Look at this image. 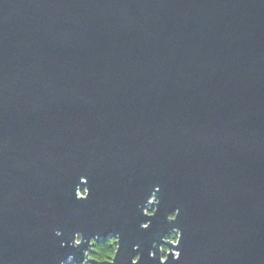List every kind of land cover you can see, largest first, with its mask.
<instances>
[{
    "label": "water",
    "instance_id": "95a60500",
    "mask_svg": "<svg viewBox=\"0 0 264 264\" xmlns=\"http://www.w3.org/2000/svg\"><path fill=\"white\" fill-rule=\"evenodd\" d=\"M108 237L264 264V0H0V264Z\"/></svg>",
    "mask_w": 264,
    "mask_h": 264
},
{
    "label": "trees",
    "instance_id": "16d2710c",
    "mask_svg": "<svg viewBox=\"0 0 264 264\" xmlns=\"http://www.w3.org/2000/svg\"><path fill=\"white\" fill-rule=\"evenodd\" d=\"M92 243L93 246L89 252V256L93 259H88V264H109L116 250L115 240L108 237L107 239L92 241ZM163 253L166 254L165 251H163ZM68 264L76 263H74V261H70Z\"/></svg>",
    "mask_w": 264,
    "mask_h": 264
},
{
    "label": "clouds",
    "instance_id": "9594fccd",
    "mask_svg": "<svg viewBox=\"0 0 264 264\" xmlns=\"http://www.w3.org/2000/svg\"><path fill=\"white\" fill-rule=\"evenodd\" d=\"M178 212V211H177ZM57 236L60 235L59 232L56 233ZM80 245V237L79 235L76 236L75 238V242H74V246H79ZM176 246V245H175ZM94 251V250H93ZM160 253H162L163 256V260L161 261V264H165V262L167 261V257L163 255V249L162 246L159 248ZM86 256H88L87 253H85ZM154 254L150 253V258H153ZM180 258V252L176 251L174 252V260H179ZM88 259L92 260L93 258L91 256L88 257ZM140 257L137 255L133 260H132V264H137V262L139 261ZM84 264H88V260H85Z\"/></svg>",
    "mask_w": 264,
    "mask_h": 264
},
{
    "label": "rangeland",
    "instance_id": "374dc122",
    "mask_svg": "<svg viewBox=\"0 0 264 264\" xmlns=\"http://www.w3.org/2000/svg\"><path fill=\"white\" fill-rule=\"evenodd\" d=\"M174 243V242H173ZM163 251H165L166 253L168 252V249L165 247H162ZM88 254V253H87Z\"/></svg>",
    "mask_w": 264,
    "mask_h": 264
}]
</instances>
